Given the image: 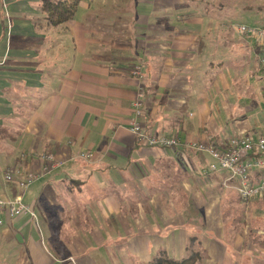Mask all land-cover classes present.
<instances>
[{
	"label": "crops",
	"instance_id": "obj_1",
	"mask_svg": "<svg viewBox=\"0 0 264 264\" xmlns=\"http://www.w3.org/2000/svg\"><path fill=\"white\" fill-rule=\"evenodd\" d=\"M41 1L0 0V197L20 194L7 169L38 172L46 153L57 165L20 194L36 219L0 212V264H142L160 252L181 259L197 241L220 253L209 199L225 173H200L205 153L139 144L131 102L141 88L143 127L182 143L264 131V114L250 112L245 129L233 117L245 92L264 111L260 50L242 36L228 44L193 4L132 12L125 0L112 10L80 0L72 19L52 25ZM244 50L258 69L239 73L254 77L242 86ZM201 208L206 224L193 218Z\"/></svg>",
	"mask_w": 264,
	"mask_h": 264
},
{
	"label": "rangeland",
	"instance_id": "obj_2",
	"mask_svg": "<svg viewBox=\"0 0 264 264\" xmlns=\"http://www.w3.org/2000/svg\"><path fill=\"white\" fill-rule=\"evenodd\" d=\"M146 2L150 3L149 8L164 10L165 12H168L171 8L185 9L192 4L195 5L197 12H207L209 18L206 20L212 22L213 27L220 29L221 34L219 33V35L222 38L226 36L228 44L241 42L240 39L242 38L236 30L238 25L264 26V0H165L163 1L165 3L158 1L162 6L158 5L156 0H125L124 6L135 12L140 8L139 4ZM118 4L120 2L113 3L112 0H107L105 8L112 10ZM243 52L249 67L246 69L245 64L242 66L235 65L238 73H235L237 78L239 73L257 72L256 55L246 50ZM253 79L254 77L243 76L242 78L239 77L237 81L244 86L247 80L251 81ZM245 94L247 92L238 96L241 99L237 97L238 104H242L241 113L238 111L239 115H233L235 122L244 124V129L245 124L249 122L248 115L250 112H253L254 118L258 115L255 120L260 119V116L264 114V111L257 109V105L255 106V103L251 101V98L255 101H259V98L255 95L247 98ZM247 103H251L248 108H246ZM227 121L232 122V120ZM204 179L207 180L208 178L205 176ZM5 183L10 186L13 182L12 180H5ZM35 184L36 182H32L25 189H21L16 184L12 188L16 190L15 194H23L22 192ZM212 190L215 192L210 193L211 198L209 201H211L212 210L210 212L214 220H212L209 237H212L217 243L216 245L220 247V253H212L210 248L205 249L203 241H197L189 245L186 254L197 251L199 253L198 264H205L207 260L211 264L213 262L214 264H264V197L243 201L238 198L237 192L233 188H225L221 185L213 187ZM27 196V194L23 196L25 202L28 200ZM190 217L192 218V215ZM207 217L206 209L203 210L202 208L194 212L193 215V218H196L202 224L204 221H206L205 224L207 223ZM203 235H208V233Z\"/></svg>",
	"mask_w": 264,
	"mask_h": 264
},
{
	"label": "built area",
	"instance_id": "obj_3",
	"mask_svg": "<svg viewBox=\"0 0 264 264\" xmlns=\"http://www.w3.org/2000/svg\"><path fill=\"white\" fill-rule=\"evenodd\" d=\"M236 30L240 36L252 41L260 50L257 63L261 75L264 76V26L240 24ZM133 74L140 76V66L134 68ZM143 100L144 93L139 88L131 102L133 119L128 127L139 144L163 149L184 148L194 153H205L211 160L200 168V173L224 172L225 176L222 177L220 184L225 188L235 189L240 200L248 201L264 197V131H252L232 136L225 143L215 144L212 141L182 143L177 136L155 133L143 127L140 121L143 114ZM40 157L48 163L40 171L7 169L4 173V179L13 180L17 176L19 187L21 189L27 188L43 173L49 172L57 165L55 156L51 153L42 154ZM78 157L91 161L94 155L91 152H80ZM0 212L9 218L29 214L36 219V213L29 205L23 203L20 194L14 198L0 197ZM2 223L0 219V225Z\"/></svg>",
	"mask_w": 264,
	"mask_h": 264
},
{
	"label": "trees",
	"instance_id": "obj_4",
	"mask_svg": "<svg viewBox=\"0 0 264 264\" xmlns=\"http://www.w3.org/2000/svg\"><path fill=\"white\" fill-rule=\"evenodd\" d=\"M80 0H42L41 10L48 23L60 24L73 18ZM199 253L191 252L181 259L160 252L151 262L142 264H198Z\"/></svg>",
	"mask_w": 264,
	"mask_h": 264
}]
</instances>
